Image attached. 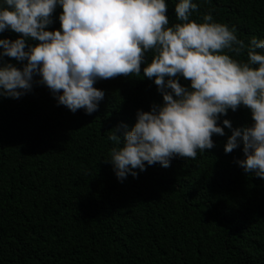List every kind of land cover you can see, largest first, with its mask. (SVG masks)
I'll return each instance as SVG.
<instances>
[{
  "label": "trees",
  "instance_id": "trees-1",
  "mask_svg": "<svg viewBox=\"0 0 264 264\" xmlns=\"http://www.w3.org/2000/svg\"><path fill=\"white\" fill-rule=\"evenodd\" d=\"M167 2L176 23L178 0ZM196 2L193 19L211 11L246 43L264 38V0ZM61 11L48 30L60 28ZM94 86L105 96L91 115L58 105L40 84L19 99L0 97V264H264V179L236 163L242 146L224 151L231 130L213 135L215 146L196 159L156 163L120 182L104 160L108 137L162 96L143 74ZM223 119L235 128L251 115L241 106L221 117L222 127Z\"/></svg>",
  "mask_w": 264,
  "mask_h": 264
},
{
  "label": "clouds",
  "instance_id": "clouds-1",
  "mask_svg": "<svg viewBox=\"0 0 264 264\" xmlns=\"http://www.w3.org/2000/svg\"><path fill=\"white\" fill-rule=\"evenodd\" d=\"M57 6L60 28L48 30ZM199 7L178 0L177 22L170 23L167 0H0V33L20 34L0 39V58L20 65L0 62V97L19 99L40 84L58 105L91 115L105 96L94 86L98 80L143 74L163 102L137 110L131 127L111 131L104 160L120 182L156 163L167 168L176 157L196 159L225 127L231 134L224 151L242 146L236 163L264 179V38L246 43L211 11L193 19ZM242 54L246 59L236 58ZM241 106L251 122L234 128L223 119L222 127L221 117Z\"/></svg>",
  "mask_w": 264,
  "mask_h": 264
}]
</instances>
